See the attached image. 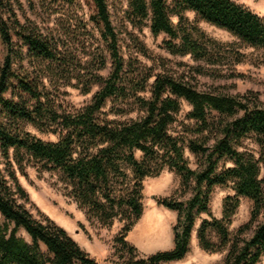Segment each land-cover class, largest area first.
<instances>
[{
  "label": "trees",
  "instance_id": "1",
  "mask_svg": "<svg viewBox=\"0 0 264 264\" xmlns=\"http://www.w3.org/2000/svg\"><path fill=\"white\" fill-rule=\"evenodd\" d=\"M88 1L94 10L86 21H79L83 27L89 22L96 28L106 52L96 60L98 69L105 66L107 55L111 71L105 79L93 74L87 81L85 92L91 83H102L89 104L59 112L37 69L28 70L22 64L26 48V54L35 61L64 65L67 55L61 50L58 36L48 26L20 16L19 0H0V40L5 47L0 64V158L8 159L10 149L23 150L42 162L44 168L60 170L72 182L75 200L89 215L106 224L118 215L131 221L115 238L128 256L122 264H168L182 259L189 249L195 217L201 212L209 214L212 189L231 183L234 194L224 199L222 218L204 219L198 239L205 250L228 245L225 264H257L264 254V175L260 166L264 164V101L252 92L200 91L166 73L153 75L149 99L136 95L135 92L144 91L150 76L145 75L141 81L128 78L107 1ZM54 2L74 7L78 0ZM187 10L264 51V16L234 0H128L127 18L135 26L149 19L153 34L167 36L164 44L170 53L189 54L194 59L217 63L216 59L223 54L222 45L187 22L184 17ZM173 17L177 18L176 23ZM110 97H132L143 115L128 121L98 118ZM181 99L191 106L187 117L194 125L189 129L201 135V139L187 141L190 151L202 156L197 170L188 166L179 139L169 132L181 110ZM212 111L224 119L210 121ZM22 123L52 133L55 141L36 137ZM248 138L258 145V157L239 149ZM136 151L141 157L135 155ZM222 158L231 165L218 170ZM151 161L176 171L183 185H193V192L186 202L157 199L160 205L178 211L173 228L174 245L172 249L142 257L126 235L143 211V181L156 174L149 165ZM1 163L0 160V264H98L51 219L33 217L24 205L28 200L26 192ZM123 165L130 168L131 177ZM115 182L122 186H115ZM240 196L252 202L250 219L231 238L227 223ZM208 228L218 233V246L207 240ZM20 229L30 240L19 233ZM249 232L250 235L242 237Z\"/></svg>",
  "mask_w": 264,
  "mask_h": 264
},
{
  "label": "rangeland",
  "instance_id": "2",
  "mask_svg": "<svg viewBox=\"0 0 264 264\" xmlns=\"http://www.w3.org/2000/svg\"><path fill=\"white\" fill-rule=\"evenodd\" d=\"M113 26L119 37L121 54L125 60L126 75L128 78L141 81L145 75L144 91L135 92L136 95L149 99L151 85L157 73H166L189 82L200 91H212L225 94L256 93L264 101V51L251 47L236 35L224 28L200 19L194 12L187 10L184 17L189 24L196 26L206 37L222 45L223 54L216 59L217 63L192 58L189 54H172L164 44L168 39L165 34H153L149 19L140 26L133 25L127 18L128 0H106ZM245 4L264 16V0H234ZM21 4L18 13L41 26H48L59 38L61 50L67 55L64 65H57L47 61H35L24 51L23 66L28 70L37 69V75L50 99L55 103L56 109L71 111L81 108L92 101L94 94L100 89L102 83H91L89 91L85 92V84L93 74L107 78L111 71V62L106 55V64L98 69L99 55L104 46L99 39L96 28L92 23L85 27L82 21L88 19L94 10L88 0H78L74 7L54 2V0H19ZM82 20L81 22L79 21ZM177 22V18H172ZM16 41V39H14ZM237 53L239 56H234ZM5 54V47L0 40V64ZM152 74V75H151ZM130 87V86H129ZM9 96V95H8ZM181 110L177 120L170 125L169 132L179 139L183 148V155L188 166L197 170L202 156L187 146L189 139H201L189 128L194 121L187 117L191 106L180 100ZM143 115L135 100L131 98L120 99L110 97L98 113V118L115 121H128ZM224 117L212 111L209 120L221 121ZM23 128L36 137L55 141L56 136L44 132L30 123H22ZM240 150H246L258 157L259 147L248 138L243 141ZM141 157L139 151L135 152ZM1 166L5 171L13 173L18 184L28 196L26 208L37 220L44 217L51 219L56 225L63 228L78 245L91 256L98 264H122L127 254L122 251L115 238L122 232L125 224L131 221L117 216L109 224L91 216L75 200L72 182L58 169H46L42 162L32 158L23 150H9V158H0ZM148 163V162H147ZM156 172L143 181V211L141 216L131 223L126 240L136 248L138 256H148L158 251L173 248V228L177 223L178 211L160 205L158 198H169L175 202H186L192 196L193 185L187 187L182 184V177L167 165L159 167L155 161L149 162ZM231 162L222 158L218 163V170L230 166ZM261 174L264 175V164L261 163ZM123 170L131 177V170L123 165ZM192 184V183H191ZM115 186L121 184L115 182ZM234 194L231 183L215 186L208 200L209 214L199 213L191 230L189 249L180 260L168 264H225L228 245L218 247L213 251L205 250L198 239V229L204 219H221L223 203L226 196ZM24 203V202H23ZM252 202L249 198L240 196L238 206L230 216L227 230L231 238L238 228L250 219ZM123 214V213H122ZM121 215V214H120ZM19 233L30 240L26 232L20 229ZM249 234H242L247 237ZM207 240L218 246L220 238L212 228L206 231ZM42 250L46 248L41 244ZM257 264H264V254Z\"/></svg>",
  "mask_w": 264,
  "mask_h": 264
}]
</instances>
